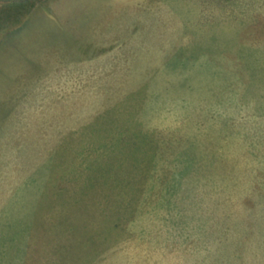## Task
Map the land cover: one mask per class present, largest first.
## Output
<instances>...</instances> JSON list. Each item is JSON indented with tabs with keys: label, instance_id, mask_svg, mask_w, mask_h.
<instances>
[{
	"label": "rangeland",
	"instance_id": "rangeland-1",
	"mask_svg": "<svg viewBox=\"0 0 264 264\" xmlns=\"http://www.w3.org/2000/svg\"><path fill=\"white\" fill-rule=\"evenodd\" d=\"M0 173V196L15 179L35 202L24 225L16 202L0 210V264L59 249L50 197L69 209L56 228L70 220L58 239L73 238L76 262L84 228L106 235L107 264H146L196 181L214 191L190 209L203 234L220 249L235 234L264 264V0H0Z\"/></svg>",
	"mask_w": 264,
	"mask_h": 264
},
{
	"label": "crops",
	"instance_id": "crops-1",
	"mask_svg": "<svg viewBox=\"0 0 264 264\" xmlns=\"http://www.w3.org/2000/svg\"><path fill=\"white\" fill-rule=\"evenodd\" d=\"M19 159V157H16L14 162ZM44 163V162H43ZM69 166V165H68ZM1 176V173H0ZM3 180L7 177H9V173H3ZM1 179V178H0ZM22 182L19 184L21 185ZM68 184V183H67ZM64 185V187L69 188V186ZM18 185V181L9 180L8 181V187H7V193L0 196V210H6L7 206L11 202H16L19 204V206L15 207V211H18L19 217L23 221L26 216V209L28 207L34 206L35 202H27L22 199V193H19L21 188ZM218 188H215V190ZM213 190V189H212ZM180 194L177 199V201H174L175 204L170 206V210L166 211L165 213H169L168 215H164V227L163 232L160 233L158 237L156 236L157 233H151V243L150 245L153 247H150V251H152L151 258H149V253L147 254V260L146 264H181V260L179 259V251L181 252L182 249H187L186 242L188 239H200V244L196 242L195 249L190 248L192 252L190 254L193 257V260L190 261L188 264H235V258L236 254L238 256V259L242 261V264H250L249 259H251V251H250V242H248L249 245L246 247H240L239 250H236V238L235 234L234 236H230V238H227L221 249L226 250L225 254L219 255L220 249V239H217L213 236V234H203V232L208 231L209 228L201 221H199V216L196 215L192 217L193 211H190L191 208L194 207H200L205 206L208 203L207 195L208 192L211 191V186L206 184H200L197 183V181L194 184H183L180 187L179 190ZM210 193H214V191H211ZM193 194V195H192ZM207 194V195H206ZM69 195L63 199L61 203L58 205L63 207L62 204L66 207L64 209H67L70 204L69 201ZM214 196V195H211ZM205 198V200H203ZM53 200L52 209L48 211L49 213L44 217V223L46 224L45 228H47L49 231H51L52 236L51 243L53 240L59 241L56 245L57 248H59L57 251L54 252V254H47V252H42L45 248H42L41 250L36 249V254L34 256L30 255L28 259H31L32 257H35V260L33 264H84L85 259L90 256L91 254V262L90 264H107V253H106V247L102 250L99 248L98 251H96L95 246L102 244L104 245V241L106 240L105 237H100L97 241L93 243V241H89V231L86 233L83 228V233L79 236V238H83V248L82 249H76L74 248V253L77 251H80V253H83L85 257L81 258L79 261H75V256L72 255L71 252H73V248H71V239H73L71 236L64 238V239H58L61 238L60 234H68L71 235L70 230V220L67 222L68 228H56L64 222L67 218L70 219V216H68L69 209L65 211H60L55 214L54 209L57 206L56 197H50L49 200ZM21 206V207H20ZM200 215V211L197 212ZM22 214V215H21ZM154 217V216H153ZM84 221L82 223L76 222L75 220V229H74V238L77 237V234L81 232V229L85 222V218H82ZM156 223V222H152ZM34 226V225H33ZM194 227V228H193ZM212 227V226H211ZM210 227V228H211ZM55 232H53V231ZM192 230H196L194 234H189ZM39 231L33 230V232L30 233L29 237H32L30 240H33V242H36V239H39ZM150 239V238H149ZM101 240V242L99 241ZM239 240H241L239 238ZM85 241H87V245H85ZM99 241V242H98ZM243 241V240H241ZM103 242V243H102ZM61 243V244H60ZM238 244L242 246V243L238 241ZM51 245V244H50ZM95 245V246H94ZM199 246V247H198ZM62 249V250H61ZM31 249L29 248V251ZM27 252V247H26ZM66 254V257L63 259H59L61 255ZM117 255V254H116ZM173 257L172 260H168V257ZM219 257L221 258V262L219 263ZM27 259V260H28ZM174 260V261H173ZM29 262V261H28ZM238 262V261H237ZM183 263V262H182ZM30 264V262H29ZM240 264V261H239Z\"/></svg>",
	"mask_w": 264,
	"mask_h": 264
}]
</instances>
